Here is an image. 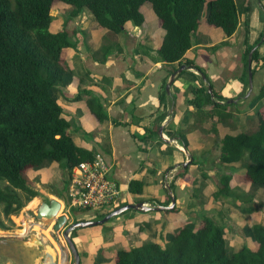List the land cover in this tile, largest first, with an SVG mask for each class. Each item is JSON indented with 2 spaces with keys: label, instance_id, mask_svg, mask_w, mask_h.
I'll return each mask as SVG.
<instances>
[{
  "label": "trees",
  "instance_id": "obj_1",
  "mask_svg": "<svg viewBox=\"0 0 264 264\" xmlns=\"http://www.w3.org/2000/svg\"><path fill=\"white\" fill-rule=\"evenodd\" d=\"M57 1L69 6L68 14L71 16L85 9L93 21L113 32L121 31L125 21L135 25L142 24L143 14L139 7L141 3L147 1L162 28L161 40L155 48V54L156 59L163 62L178 61L190 46L191 34L198 25L202 2V0H0L1 229H8L12 225L10 215L17 213L27 201L37 195V190L31 187L26 177V169L39 167L46 158H50L69 176L73 165L91 159L94 154L93 149L74 142L69 131L70 120L64 116L53 95L56 84L64 79L66 73L62 51L72 43L65 29L55 31L48 29L51 20L50 10ZM248 8L249 0H207L204 20L207 24L218 27L225 36H229L236 28L240 10L248 12ZM243 29L241 94L247 88V81L244 80L247 71V52L257 42L264 41L262 28L251 43L246 42L247 18L243 19ZM257 47L258 45L250 54V62L253 61L250 65L251 72L264 64V55L258 53ZM182 62L184 66L188 64L196 69L200 77L201 74L204 75L201 79L205 83L193 87V96L188 101L195 106L209 105L208 114L210 116L215 114L217 120L227 116L229 111L223 110L227 107L225 98L212 87L204 69L191 60L185 59ZM182 71L180 70L177 75ZM164 82L165 77L163 84ZM207 86L210 87V92L207 91ZM263 93L264 83L260 85L255 97H260ZM158 98L163 102V88ZM216 99H221L222 102L219 103ZM86 103L97 120L106 117L96 99L87 97ZM219 108H222V111H219ZM112 121L117 122L114 119ZM143 129L144 134L133 135L137 142L155 132L156 127ZM167 132L169 137L173 136L171 131ZM179 142L186 147L184 140L179 139ZM243 149L247 150L249 162L242 170V180L249 182V190L253 192L257 186L264 184V112L259 113L257 110V120L253 129L226 132L220 137L218 164L226 165L239 161ZM193 160L192 158L189 163ZM199 174L204 176L202 170ZM175 178L176 174L168 184L170 189ZM229 179L228 173L221 172L218 175L216 188L212 192L214 198L229 192ZM67 184L68 180L63 183V187L66 188ZM141 186V180L131 178L127 190L139 193ZM249 190L245 194H248ZM148 200L167 204L170 199L165 193L163 200L154 198ZM112 208L101 211L104 213L97 218ZM169 209H177L175 199ZM247 232L254 242L253 247L242 245L238 249L228 250L222 225L210 216H202L200 224L196 226L180 224L163 244L146 239L127 248L117 247L112 255V264H264V222L252 223ZM77 252L80 258L81 252L78 250Z\"/></svg>",
  "mask_w": 264,
  "mask_h": 264
},
{
  "label": "crops",
  "instance_id": "obj_2",
  "mask_svg": "<svg viewBox=\"0 0 264 264\" xmlns=\"http://www.w3.org/2000/svg\"><path fill=\"white\" fill-rule=\"evenodd\" d=\"M251 1L249 0V6ZM262 1L264 2V0H255L256 3L258 2L263 6ZM68 9L69 6L67 7V13ZM257 11V8H254L253 11L250 9V12L241 9L236 28L229 36H225L215 26L218 34L216 38L211 39L213 36H210V27L207 28L208 30L202 27L203 31L197 33L199 29L198 23L196 29L192 32L193 35L191 34L190 46L184 51L178 61L173 62H163L156 59L155 48L160 43L162 36V28L158 20L161 32L157 40V35L152 29L148 27L140 29L139 25H135L130 21H125L121 31H110L93 21L85 9L75 15L66 16V18H73L71 21L74 24L71 30L72 38L76 42L78 41V50L81 51V46L84 42L85 50L87 48L91 49L89 54H86L84 49L82 51L85 53V56L80 57V61L84 63L82 76L86 77L89 84L90 93L88 97H92L99 102L106 117L97 120L91 114L89 108L86 113L83 109L85 107L79 106L78 101H83L82 99L84 98L83 95H80L81 91H83L81 90L83 89L81 87V84H83L81 76L76 78L72 76L69 80L64 78L59 86L54 88V92L59 95L61 103L59 104L54 98L60 105L64 116L71 120L69 131L72 133L74 142L80 146L93 149L94 153L98 152L104 155L109 162L110 174L118 183L120 203L127 202L126 198L135 196L137 198L132 200V202L144 200L143 202L146 204H159L148 199L163 200L167 189H170L168 184L176 174L170 191L174 196L175 203H178L189 214L194 215V200H199L197 199L198 193L201 194L200 197L204 196L205 200L202 201L203 203H214V205L219 207L223 205L224 201H221L223 200L221 194L215 197L217 200L210 199L211 197L214 198L212 192L215 189H209L208 181L211 177V170L217 171L212 168L215 165L222 166L218 164L219 139L226 132H237L235 130H226L228 129L226 127H234L236 129L237 122L235 120L231 121V112L229 110H227L229 111L227 116L217 120L214 114L212 116L208 114L210 111L209 105L195 106L188 101L193 96V87L205 83L192 66L186 64L179 75H177L178 73L174 75L175 78L173 77L170 82L168 91L165 90V83L173 69L180 64L184 65L182 61L187 59L204 69L212 87L223 98L237 94L238 97L233 101L235 103L246 98L241 95L242 81L240 80V75L243 65L241 49L244 29L242 27L243 23L240 24V21L242 20L243 22V19L247 18L248 32L246 42L251 43L263 28V21L258 18ZM84 25L88 26L85 27ZM84 28H86V34H79L78 31ZM85 35L86 40L83 38ZM223 40L226 42L221 43L220 41ZM255 45H258V53L263 55L260 52V48H264V41L257 42ZM66 53L67 50L64 48L62 51L64 59H67L68 55ZM215 54H228L234 60L237 58V63L234 64L231 74L223 73L224 70L229 72L227 67L222 66L224 57L218 61L214 57ZM252 63L253 61L250 62V65ZM164 77L165 82L163 84ZM253 80L255 84L264 83L263 65L252 71ZM252 87L251 89H253ZM162 88L164 90L163 102L158 98ZM225 92H228V94H225ZM253 94L255 95L254 91ZM251 95L252 90H250L247 97ZM216 101L222 102L221 99H216ZM223 110H226V107ZM75 112L79 113L80 120L77 119L76 129L73 130ZM113 119L117 122H113ZM211 120L214 125L213 129H210L212 132H209L207 126L210 128L209 121ZM159 126H161L160 133L167 139L173 140L169 141L161 137L157 133ZM152 127H156L155 132L145 136L141 142H137L133 137V135L140 136L144 134L143 128ZM167 131H171L173 136L169 137ZM210 133H213V135ZM145 134H147V131ZM179 139L186 142L187 148L185 147L186 149L184 148V150L190 156L185 166H182L181 163L187 160L188 156L182 149L183 145L180 144ZM192 158L194 159L193 162L189 163ZM236 162L238 161L227 164H235ZM200 170L203 171L204 176L199 174ZM131 178L141 180L142 186L139 193L127 190V184ZM230 179L228 182L229 188L236 185V190L248 191L249 182H235L236 178L232 174ZM193 187L194 190H192ZM261 188L262 186H257L253 192ZM49 196L56 197L52 196V194ZM221 207L223 208L224 206ZM63 208L64 213L68 215L67 221H71L70 218L73 212L71 213L67 209L66 204L63 205ZM167 209L169 208L160 210ZM139 211L142 212L143 210ZM238 216L239 211L237 209L231 207L227 210L226 217L231 219ZM263 216L264 210H262L260 217L258 215L259 219L254 221L264 222ZM131 217L133 218H131L129 223L123 221L124 217L120 213L117 217L112 218L114 226L123 223L121 227L123 231L119 237L122 240V244L119 247L127 248L146 239L160 242L161 238L159 237L168 233L166 228L160 231L157 230L160 224L163 223L162 226L164 227L168 224L166 219L161 222L158 217L152 219L155 221L146 220L143 216ZM249 223L251 222L248 221L246 223V220L239 219V227H236L237 236L234 238L235 240L230 241L229 239L228 244L231 249H238L242 245L249 246L247 239L250 236L243 231ZM238 231H242V233ZM157 233H160L159 236H157ZM223 236L225 238L224 234ZM238 241H241V244L237 246Z\"/></svg>",
  "mask_w": 264,
  "mask_h": 264
},
{
  "label": "rangeland",
  "instance_id": "obj_3",
  "mask_svg": "<svg viewBox=\"0 0 264 264\" xmlns=\"http://www.w3.org/2000/svg\"><path fill=\"white\" fill-rule=\"evenodd\" d=\"M206 3L207 0H202L201 2L199 15H198L199 29L197 30V33L203 31L202 27H204L206 30H208L207 28L210 27L211 29L210 36L211 37L213 36L211 38L213 39L217 37L218 31L216 30L217 28L214 25L209 26L204 20ZM67 7L68 5L62 1H57L52 5V8L50 10L51 21L49 22L48 29L49 30L65 29L68 33V38L71 40L72 43L66 46L67 49L65 47V50H67L66 54L68 56L67 59L63 61V64L66 67V73L64 78L65 80H69L70 77L72 76L75 78L78 76L82 77L83 84H81V87L83 89L81 90L83 91H81L80 95H83L84 98L82 99L83 101L80 100L78 102H79V106L82 105V107H85L83 109L87 113L89 107L85 103V100L88 97L90 90L86 77L82 76L83 68H84V67L82 68V66L84 63L80 61V57L85 56V53L89 54V52H91V49L87 48V50H85L84 48L85 42H84V44L81 46L82 47L81 51L78 50V45H77L78 41L76 42V40L72 38L73 34L71 30L73 29L74 24H72L71 21L73 20V18L71 17L66 18V16L68 17L69 15L66 12ZM254 8H257L258 10L257 16L264 23V2H263V6H261L258 2L256 3L255 0H252L248 8V12H250V9L253 11ZM140 11L143 14V22L142 24L139 25L140 29H143L144 27L145 28L148 27L152 29L154 33L157 35V40H158L161 29L157 22L158 19L155 16V14L152 12L149 3L147 1H144L140 5ZM241 23H243L242 20L240 21V24ZM84 26L87 27L88 25H84ZM85 30L86 28H84L83 30L81 29V31L79 30L78 32L79 34L81 33L86 34ZM83 38L84 40H86V35L85 37L83 36ZM83 49L85 53L82 52ZM260 52H262L264 55L263 47L260 48ZM227 55L215 54L214 57L218 61L220 58L224 57V61H222V66L224 65L225 67H227L229 69V72L227 70H224L223 73L228 75L232 73L234 64L237 63L236 61L237 58L236 60H234V58H232L231 55H228L230 58ZM245 79L247 81V71L244 80ZM59 84L60 82L56 84V87L59 86ZM251 84H252L251 87L253 86L252 87L253 89H251L252 95L249 97H247L248 95L245 96L246 98H244L242 101L239 100L236 103L233 102L238 97L237 94H235V96L229 95L225 97V101L227 105L226 110H229L231 112L230 115L232 119L231 121L235 120L237 122L236 129H234V127H230V128L226 127L228 128L226 130L249 131L254 128V125L256 123L257 110L259 113L264 112V93L260 97H255V95L259 90L261 82L255 84L254 80L252 81L251 78ZM253 91L255 92V95L253 94ZM245 92L246 90L241 95L244 96ZM225 94H228V92H225ZM53 95L60 104L61 101L59 95L54 91H53ZM220 110L222 111V108L221 109L219 108V111ZM74 114H75L74 115L75 126L73 127V130L76 129L77 119L80 120L79 113L75 112ZM69 122L71 124V120ZM209 123H210V128H208L207 126V130H209V132H212L210 129L211 128L213 129L214 123L212 120L209 121ZM210 134L213 135V133ZM248 162H249V158L247 156V150L243 149L240 160L235 164H226L222 166L215 165V167H213L212 169L215 168L217 171L211 170L212 171L211 177L208 181L209 189L216 188L217 178L221 172L228 173L229 175L231 174L234 175V177L236 178L235 182L243 181L242 174L240 173ZM25 174L28 181L30 182L31 187L37 190V195H35L29 201H27L17 213L10 215L12 219V225L8 229L0 228V264H31L34 257H36L37 260V255L41 253L43 249L51 250V248L56 253L57 264H71L72 257L69 253L67 244L61 235L62 227L54 231L52 229L53 219L36 218L34 215V209L37 206L38 202L40 200H47L49 197H51L49 196L50 194H52V196H56V198H58L61 201V205L58 210V213H64L63 205H65V203H63L62 190H64L67 194L68 184L66 188L63 187V183L66 180H68V175L66 171L60 168L57 165L56 161L50 158H46L39 167H29L28 169H26ZM249 188L250 187H248L247 189L249 190ZM229 189H230V193L225 192L221 194L223 199L221 201L224 202L222 203L223 205H220V207L214 205V203L213 204L209 202L203 203L202 201L205 200L204 196L202 195L200 197L201 194L198 193L197 199L199 200H194L195 203L194 205L195 209L193 210L194 215H191L189 214L188 211L182 209L178 203L176 204L177 209L145 210L142 212L135 209H127L121 212L120 214H122V216L124 217L123 221L125 223H129L131 221V218H133L131 216H143L146 218V220L149 221H155L152 219L156 217H158L161 222L164 219L168 220V224L165 227L162 226L163 224L162 223L157 228V230L159 231L162 230L163 228H166L168 230V233H165L161 235V237H159L161 238L160 239L161 244H163L170 237L171 233L180 224L196 226L200 224V217L210 216L214 221L222 225L223 234L225 235L224 239L228 246V250H233L234 248L231 249L228 243H229V239L230 241H232L237 236L236 227H239V219L246 220V223L248 221L251 222L248 225H246L245 228L243 229L244 233L249 235V233L247 232V228L251 226L252 223L255 222L254 220L257 221L259 219L262 210H264V184L262 188L256 192H252L249 190L250 192L248 194H245L246 192H244L242 189L236 190L237 189L236 185ZM195 194L197 193L195 192ZM135 198L137 197L135 196L128 197L126 198V200L127 202H132V200H134ZM210 199L217 200L216 198H212V197ZM221 206L224 207L222 208ZM231 207L239 211V216L237 218L230 219L226 217L227 210ZM69 211L71 213L73 212L70 218L71 221L76 218L96 219L98 216L104 213L101 211H97V212L83 211L81 209L75 208V206L69 207ZM117 215H113L108 220L101 223L74 228L73 232H70V237L75 243L76 247L78 248L77 250L81 252L79 264H111L114 250L117 247H119V245L121 246L122 244V240L119 239V237L121 235V232L123 231V228H121L123 226V223H120V225H115V226L112 224L113 222L112 218L117 217ZM253 216H257V217L254 218ZM37 219H40L41 221H37ZM30 233H33L37 238H39L41 240L42 245H36L34 241L30 240L29 239ZM239 233H242V231ZM157 234H158L157 236H159L160 233ZM56 235L58 236V239L55 238ZM247 243L249 247L254 246V242L250 237L249 239H247ZM239 244H241V241L237 242V246ZM237 246H235V248H237ZM61 254L63 257L62 260H61ZM30 258H32V261L30 260L31 262L29 261Z\"/></svg>",
  "mask_w": 264,
  "mask_h": 264
},
{
  "label": "water",
  "instance_id": "obj_4",
  "mask_svg": "<svg viewBox=\"0 0 264 264\" xmlns=\"http://www.w3.org/2000/svg\"><path fill=\"white\" fill-rule=\"evenodd\" d=\"M256 45H253L252 47H250V49L247 52V58H246V67H247V88H246V92L244 94V97L248 95V93L251 90V78H252V72L250 69V54L252 52V50L255 48ZM184 67V65L180 64L178 67H176L170 74L168 77V80L165 83V90L168 91V86L170 84V82L172 81L174 75L178 72H180V70ZM201 77L204 78V75L201 74ZM207 91L210 92V87L207 86ZM161 126H159L157 128V133L165 138L166 140H173V139H167L166 137H164L161 133ZM182 149L184 150V147L182 146ZM181 149V150H182ZM184 152L186 153V155L188 156L187 160L182 161V166H185L186 163L188 162L190 156L188 154V152L186 150H184ZM167 194L169 195V201L170 203H168L169 205L166 204H146L141 200H137L134 202H124L122 204L117 205L116 207L112 208L110 211H108L107 213H105L104 215H102L99 218L96 219H77V220H72V221H67V214L66 213H58V210L60 208L61 205V201L56 198V197H50L47 200H40L37 204V206L34 209V214L35 217L37 218H48V219H53V223H52V229L54 231H56L57 229H61V235L64 238L69 253L72 257V262L71 264H78L79 263V255L78 252L76 250V247L70 237V232L73 228L75 227H82V226H90V225H94L97 223H101L104 222L106 220H108L111 216L113 215H117L121 212H123L124 210L127 209H137V210H149V209H154V210H160V209H165V208H169L171 206V204L174 202V196L171 193L170 189H167ZM62 195H63V203L67 204V196H66V192L64 190H62ZM56 239H58V236H55ZM29 239L34 241V243L36 245H42L41 240L39 238H37L33 233H30L29 235ZM33 258V257H32ZM32 258L29 259V261H32ZM30 261V262H31ZM31 264H57V256L54 250L50 249H43L41 253H39L37 255V260L36 257H34L33 261Z\"/></svg>",
  "mask_w": 264,
  "mask_h": 264
},
{
  "label": "built area",
  "instance_id": "obj_5",
  "mask_svg": "<svg viewBox=\"0 0 264 264\" xmlns=\"http://www.w3.org/2000/svg\"><path fill=\"white\" fill-rule=\"evenodd\" d=\"M66 196L68 209L75 206L83 211L97 212L119 205L118 183L110 174V164L104 155L94 153L91 159L71 167Z\"/></svg>",
  "mask_w": 264,
  "mask_h": 264
},
{
  "label": "bare ground",
  "instance_id": "obj_6",
  "mask_svg": "<svg viewBox=\"0 0 264 264\" xmlns=\"http://www.w3.org/2000/svg\"><path fill=\"white\" fill-rule=\"evenodd\" d=\"M48 223H49V222H48ZM62 258H63V257H62V254H61V260H62Z\"/></svg>",
  "mask_w": 264,
  "mask_h": 264
}]
</instances>
